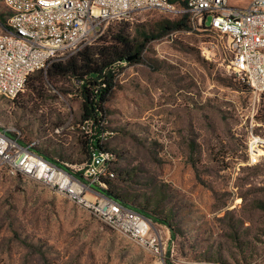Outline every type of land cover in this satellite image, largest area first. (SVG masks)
Segmentation results:
<instances>
[{
  "label": "rangeland",
  "instance_id": "1",
  "mask_svg": "<svg viewBox=\"0 0 264 264\" xmlns=\"http://www.w3.org/2000/svg\"><path fill=\"white\" fill-rule=\"evenodd\" d=\"M168 17L142 10L122 21L149 27ZM191 21L190 31L150 40L140 60L122 64L101 123L110 130L101 140L114 150L108 166L131 174L111 178L119 194L135 202L161 193L158 209L175 234L151 220L169 255L156 256L41 181L0 171V264H264V92L233 73L225 37ZM116 25L104 24L100 37ZM38 86L44 99L26 102L28 88L13 101L0 97V129L81 156L75 86L65 78Z\"/></svg>",
  "mask_w": 264,
  "mask_h": 264
},
{
  "label": "built area",
  "instance_id": "2",
  "mask_svg": "<svg viewBox=\"0 0 264 264\" xmlns=\"http://www.w3.org/2000/svg\"><path fill=\"white\" fill-rule=\"evenodd\" d=\"M0 2L7 11V26L0 24V97L5 99H15L32 72L46 70L52 60L95 42L104 24L128 20L142 10L173 16L186 11L198 26L215 30L227 39L233 73L254 91L264 92V0H186L184 7L173 0ZM86 127L92 128V123L77 128ZM14 134L0 129V171L41 181L156 256L169 255L164 233L150 218L98 188L108 169V153L94 155L68 171L35 152L38 139L26 143L20 131Z\"/></svg>",
  "mask_w": 264,
  "mask_h": 264
},
{
  "label": "trees",
  "instance_id": "3",
  "mask_svg": "<svg viewBox=\"0 0 264 264\" xmlns=\"http://www.w3.org/2000/svg\"><path fill=\"white\" fill-rule=\"evenodd\" d=\"M173 1L183 7L186 3V0ZM6 19L7 14L5 16L0 14V24L3 27L7 26ZM191 28L190 14L186 11L179 13L173 18L168 17L157 20L149 27H132L128 21H117L116 27L108 29L105 35L96 40V42L65 56V59L57 58L52 60L46 70L39 69L32 72L28 76L24 87V89H29V96L26 102L37 101L46 97L38 86L45 78L56 81L65 78L73 83L75 92L81 99L79 116L73 119L71 124L80 129L81 126L92 123V134L83 133V131L80 134L79 142L81 148L79 152L81 156L74 158L72 154L67 155L64 150L54 154L55 152H48L41 146H34L35 152L54 161L68 171H73V165L85 163L94 155L99 157L100 153H108L110 155L109 163H113L114 150L107 147V144L101 140L100 135L106 130L110 131L108 127L102 126L101 123L106 115L104 103L108 100V95L115 86L119 68L122 67V64L140 60L142 50L148 41L159 39L172 32L190 31ZM201 28L217 33L208 26H201ZM95 128L97 129V135L93 134ZM9 134L15 135L14 132ZM20 138L24 141L22 135ZM106 174L108 178L102 181L107 185V188H101L105 194L135 209L144 216L167 225L171 229L172 234H175L176 230L173 228L168 216L161 214L162 212L158 209L162 203L160 192L152 200L149 196L143 195L139 201L134 202V197L131 199V196L120 195L118 192L119 186L111 181L113 177L116 179L126 177L125 179L130 180L131 174L119 173L112 166H108Z\"/></svg>",
  "mask_w": 264,
  "mask_h": 264
}]
</instances>
